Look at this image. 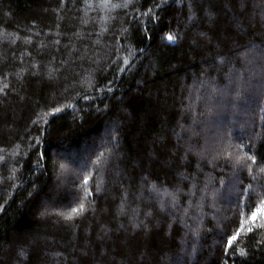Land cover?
I'll use <instances>...</instances> for the list:
<instances>
[{
    "label": "trees",
    "instance_id": "16d2710c",
    "mask_svg": "<svg viewBox=\"0 0 264 264\" xmlns=\"http://www.w3.org/2000/svg\"><path fill=\"white\" fill-rule=\"evenodd\" d=\"M262 201L264 0H0V264H264Z\"/></svg>",
    "mask_w": 264,
    "mask_h": 264
},
{
    "label": "snow or ice",
    "instance_id": "6c2138e0",
    "mask_svg": "<svg viewBox=\"0 0 264 264\" xmlns=\"http://www.w3.org/2000/svg\"><path fill=\"white\" fill-rule=\"evenodd\" d=\"M157 7H159V5H157ZM149 11H151V9ZM167 39L169 41H173L175 38H174V36L172 34H168ZM58 110L59 109H57V111ZM252 160L255 161V157H252ZM87 183H88V176L86 175L84 177V184L87 185ZM169 195H173V194H169ZM173 200H175V195H173ZM83 208H84V205L83 204H80L79 205V208H73L72 209V212L73 213H76L78 211L83 210ZM258 214H259V216L261 218H264V201L261 202V204H260L259 207H257L254 211L251 212L250 220H251V222L253 224H255V222L257 220V217H258ZM66 218L71 219V214H69ZM243 230H244V221L242 220L241 221V227H240V229L234 235H231L227 239V244H228L229 247H232L233 246V242L237 240L240 231H243ZM247 230L248 231H252V228L249 227Z\"/></svg>",
    "mask_w": 264,
    "mask_h": 264
}]
</instances>
